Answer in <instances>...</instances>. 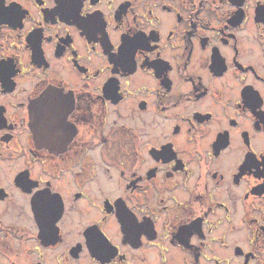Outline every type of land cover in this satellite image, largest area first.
<instances>
[{"label":"flooded vegetation","instance_id":"flooded-vegetation-1","mask_svg":"<svg viewBox=\"0 0 264 264\" xmlns=\"http://www.w3.org/2000/svg\"><path fill=\"white\" fill-rule=\"evenodd\" d=\"M0 264H264V0H0Z\"/></svg>","mask_w":264,"mask_h":264}]
</instances>
